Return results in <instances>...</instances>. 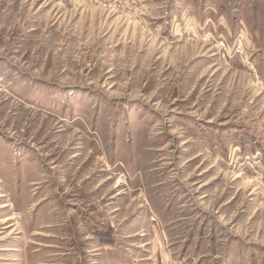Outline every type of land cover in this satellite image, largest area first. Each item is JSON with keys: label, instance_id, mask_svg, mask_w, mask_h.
Returning <instances> with one entry per match:
<instances>
[{"label": "rangeland", "instance_id": "obj_1", "mask_svg": "<svg viewBox=\"0 0 264 264\" xmlns=\"http://www.w3.org/2000/svg\"><path fill=\"white\" fill-rule=\"evenodd\" d=\"M0 264H264V0H0Z\"/></svg>", "mask_w": 264, "mask_h": 264}]
</instances>
